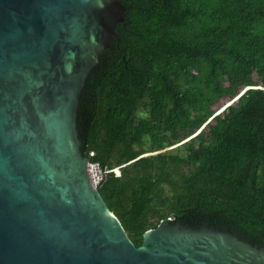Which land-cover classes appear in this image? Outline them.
<instances>
[{"label": "trees", "instance_id": "trees-1", "mask_svg": "<svg viewBox=\"0 0 264 264\" xmlns=\"http://www.w3.org/2000/svg\"><path fill=\"white\" fill-rule=\"evenodd\" d=\"M120 1L77 109L83 156L120 171L100 194L136 246L170 219L264 249V0Z\"/></svg>", "mask_w": 264, "mask_h": 264}, {"label": "water", "instance_id": "water-1", "mask_svg": "<svg viewBox=\"0 0 264 264\" xmlns=\"http://www.w3.org/2000/svg\"><path fill=\"white\" fill-rule=\"evenodd\" d=\"M124 11L0 0V264H264V249L231 233L170 219L136 246L94 187L77 109Z\"/></svg>", "mask_w": 264, "mask_h": 264}, {"label": "built area", "instance_id": "built-area-1", "mask_svg": "<svg viewBox=\"0 0 264 264\" xmlns=\"http://www.w3.org/2000/svg\"><path fill=\"white\" fill-rule=\"evenodd\" d=\"M116 169L118 170V168ZM116 169L113 170L105 169L97 162H93V163L89 162V171L94 187L98 189L105 175L111 171H116Z\"/></svg>", "mask_w": 264, "mask_h": 264}, {"label": "rangeland", "instance_id": "rangeland-1", "mask_svg": "<svg viewBox=\"0 0 264 264\" xmlns=\"http://www.w3.org/2000/svg\"><path fill=\"white\" fill-rule=\"evenodd\" d=\"M231 103H232V102H231ZM227 105H228V102H227L223 107H219V108L217 109V113H221V112H223V110H225V109L227 108V107H226ZM199 132H200V130H199L196 134H193L191 137L196 136ZM183 142H185V141H183ZM183 142H181V143H183ZM181 143H179V145H180ZM177 146H178V144H177L176 146H174V147H177ZM170 148H173V147H170ZM167 149H168V148H167ZM118 170H119V169H118ZM118 170L116 169V171H115L117 174L120 173V172H119V173L117 172Z\"/></svg>", "mask_w": 264, "mask_h": 264}]
</instances>
